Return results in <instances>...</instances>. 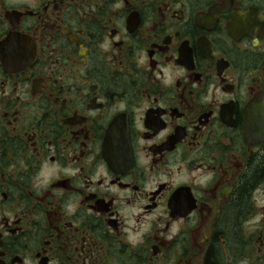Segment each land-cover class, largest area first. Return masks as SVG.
<instances>
[{
	"label": "flooded vegetation",
	"instance_id": "flooded-vegetation-1",
	"mask_svg": "<svg viewBox=\"0 0 264 264\" xmlns=\"http://www.w3.org/2000/svg\"><path fill=\"white\" fill-rule=\"evenodd\" d=\"M0 264H264V0H0Z\"/></svg>",
	"mask_w": 264,
	"mask_h": 264
}]
</instances>
